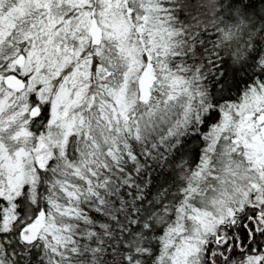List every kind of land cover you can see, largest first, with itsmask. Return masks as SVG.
<instances>
[{"label":"snow or ice","instance_id":"obj_1","mask_svg":"<svg viewBox=\"0 0 264 264\" xmlns=\"http://www.w3.org/2000/svg\"><path fill=\"white\" fill-rule=\"evenodd\" d=\"M0 264H264V0H0Z\"/></svg>","mask_w":264,"mask_h":264}]
</instances>
